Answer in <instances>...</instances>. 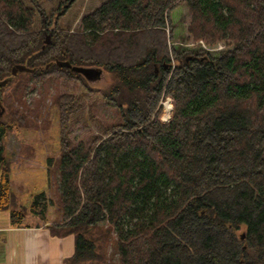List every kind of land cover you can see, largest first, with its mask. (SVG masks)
Instances as JSON below:
<instances>
[{
	"label": "trees",
	"instance_id": "obj_1",
	"mask_svg": "<svg viewBox=\"0 0 264 264\" xmlns=\"http://www.w3.org/2000/svg\"><path fill=\"white\" fill-rule=\"evenodd\" d=\"M27 1L0 0V81L15 64L33 69L13 95L15 77L0 85V210L12 197L4 139L30 122L14 99L26 106L28 82L73 81L123 120L76 143L71 126L83 104L73 93L52 96L60 154L46 162L61 220L49 229L74 236L65 264H264V0H104L75 31H48L45 15L35 28L42 10ZM182 4L190 42L227 48L179 47L169 16ZM58 62L101 68L110 83L93 88ZM162 98L172 104L166 120ZM51 204L40 191L30 211L44 215ZM10 217L20 222L24 212ZM111 238L117 263L97 248Z\"/></svg>",
	"mask_w": 264,
	"mask_h": 264
},
{
	"label": "rangeland",
	"instance_id": "obj_2",
	"mask_svg": "<svg viewBox=\"0 0 264 264\" xmlns=\"http://www.w3.org/2000/svg\"><path fill=\"white\" fill-rule=\"evenodd\" d=\"M103 1L36 0L43 14L41 12L36 15L33 25L35 28H40L44 20L43 15H45L48 31L55 26L60 29L75 31L79 29L82 17L98 7ZM25 2L28 4L27 0ZM189 19L190 15L184 4L173 9L169 16V21L173 25L172 35L176 38L175 43L182 49L199 48V44L205 45L201 40L193 41V44H190L191 38L186 31ZM166 34L167 36L171 34L170 29L169 31L166 29ZM45 37L50 41L48 32ZM167 43H169V38H167ZM210 48L212 51L210 53H214L216 50L226 49L227 45L223 42H217L215 47L210 46ZM170 63L172 67L175 65V60L170 59ZM17 73L18 75L14 76L15 80L11 81L6 88V92L11 93V95H13L12 91L16 86V81L21 76V72ZM98 75L87 80L88 84L93 88H106L110 83V75L104 70H101ZM61 92L73 93L79 97L80 102L83 104V110L74 117L71 126L70 136L76 143L88 144L93 134H101L104 127L123 120L119 107L111 105L109 101L96 95L89 96L85 94L82 86L73 81L69 84L54 81H48L44 85L33 82L27 83L22 92L26 106L21 107V104L15 99L13 104L19 110L24 112L28 110L26 114L30 122L24 124L25 127L11 129L4 139L5 152L11 163V208L23 211V222L27 224L37 223L41 218H50L51 223L61 220L57 174L54 167L50 168L46 162L48 157L55 158L60 154L57 106L53 103L52 96ZM164 100L162 98L160 102ZM1 111H3L2 108ZM2 119L3 112L0 114V120ZM45 167L50 168V175L46 174ZM41 190H44L46 195L53 201V204L47 207L44 215L30 211L33 195ZM112 237L115 239L113 235ZM114 239L111 238L109 241L97 243V248L101 252L110 255L112 263H117Z\"/></svg>",
	"mask_w": 264,
	"mask_h": 264
},
{
	"label": "crops",
	"instance_id": "obj_3",
	"mask_svg": "<svg viewBox=\"0 0 264 264\" xmlns=\"http://www.w3.org/2000/svg\"><path fill=\"white\" fill-rule=\"evenodd\" d=\"M11 209L0 210V264H65L74 252V236L52 234L50 218L15 223Z\"/></svg>",
	"mask_w": 264,
	"mask_h": 264
},
{
	"label": "water",
	"instance_id": "obj_4",
	"mask_svg": "<svg viewBox=\"0 0 264 264\" xmlns=\"http://www.w3.org/2000/svg\"><path fill=\"white\" fill-rule=\"evenodd\" d=\"M48 38V36H47ZM45 39L44 40V44L49 43V39ZM58 65H64L69 67L72 71L80 73L81 75H83L87 80L93 78L94 76H97L100 72H101V68H95V67H87V66H71L68 63H64V62H58ZM33 69L23 65V64H15L12 66L11 68V75L8 78L3 79L2 81H0V85L3 86L5 85L9 80L12 79V77H14L17 72H32ZM99 76V75H98Z\"/></svg>",
	"mask_w": 264,
	"mask_h": 264
},
{
	"label": "built area",
	"instance_id": "obj_5",
	"mask_svg": "<svg viewBox=\"0 0 264 264\" xmlns=\"http://www.w3.org/2000/svg\"><path fill=\"white\" fill-rule=\"evenodd\" d=\"M190 44H193V42H190ZM199 46H201L203 49H205V50H207L209 52H212L211 48L209 46H207L206 44L205 45H203V44L201 45L200 44ZM218 46H220V45H218ZM213 47H215V46H213ZM160 105L163 107V109L165 111V113L163 114L162 118L164 120H166V119H168L170 117V114H171V111H172V104H171V102H170V100L168 98H165L164 101L160 102Z\"/></svg>",
	"mask_w": 264,
	"mask_h": 264
}]
</instances>
